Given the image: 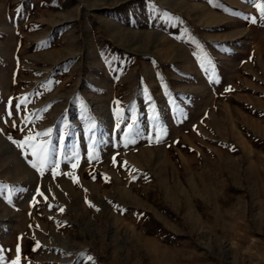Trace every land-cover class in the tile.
Instances as JSON below:
<instances>
[{
  "label": "rangeland",
  "instance_id": "374dc122",
  "mask_svg": "<svg viewBox=\"0 0 264 264\" xmlns=\"http://www.w3.org/2000/svg\"><path fill=\"white\" fill-rule=\"evenodd\" d=\"M258 6L0 0V264H264Z\"/></svg>",
  "mask_w": 264,
  "mask_h": 264
},
{
  "label": "snow or ice",
  "instance_id": "6c2138e0",
  "mask_svg": "<svg viewBox=\"0 0 264 264\" xmlns=\"http://www.w3.org/2000/svg\"><path fill=\"white\" fill-rule=\"evenodd\" d=\"M258 7H259V10H260L262 16H264V6H258ZM252 22L253 23L256 22L255 18H252ZM45 135H47V133ZM34 155H36V153H34ZM41 155H42V159L40 161V164H41V166H43V165L47 164V162H48V153L44 148L41 149ZM33 167H37V165L34 164ZM41 195H43V193H41ZM13 264H19V261L18 260L14 261Z\"/></svg>",
  "mask_w": 264,
  "mask_h": 264
}]
</instances>
